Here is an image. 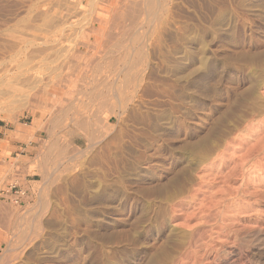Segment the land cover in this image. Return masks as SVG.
I'll return each instance as SVG.
<instances>
[{"label": "rangeland", "instance_id": "rangeland-1", "mask_svg": "<svg viewBox=\"0 0 264 264\" xmlns=\"http://www.w3.org/2000/svg\"><path fill=\"white\" fill-rule=\"evenodd\" d=\"M73 2L0 0V264H264V0Z\"/></svg>", "mask_w": 264, "mask_h": 264}, {"label": "bare ground", "instance_id": "bare-ground-1", "mask_svg": "<svg viewBox=\"0 0 264 264\" xmlns=\"http://www.w3.org/2000/svg\"><path fill=\"white\" fill-rule=\"evenodd\" d=\"M92 1H93V0H92ZM75 2H76V1H75ZM75 2H73V0H71V3L74 4ZM78 2H79V1H78ZM78 2H76V4H77ZM135 2H136V1H135ZM146 2H147V5L152 9V8H153V2H152V0H146ZM137 4H138V3H137ZM137 4H136V5H137ZM139 4H140V3H139ZM77 5H78V4H77ZM133 5H134V4H133ZM80 6H81V5H80ZM73 7H74V6H73ZM78 7H79V6H78ZM81 7H82V6H81ZM158 8H159V7H158ZM128 9H129V8H128ZM135 9H136V8H135ZM68 10L70 11L71 9H68ZM149 11H151V10H149ZM149 11H148V12H149ZM124 12H125V11H124ZM138 12H139V11H138ZM125 13H126V12H125ZM152 13H153V12H152ZM156 13H157V12H156ZM118 14H119V13H118ZM127 14H128V13H127ZM125 16H126V15H125ZM139 17H140V16H139ZM50 25H51V24H50ZM47 26H49V25H47ZM52 26H53V27H48L46 31H52V30H55V29H56V28L54 27V25H52ZM44 27H45V26H44ZM45 28H46V27H45ZM44 30H45V29H44ZM97 30H98V29H97ZM59 31L64 32L65 30H64V31H63V30H59ZM92 31H93V30H92ZM94 31H95V30H94ZM91 34H92V33H91ZM83 39H84V38H83ZM51 43H52V42H51ZM56 45H57V44H56ZM57 46H58V45H57ZM53 47H55V46H53ZM47 49H48V48H47ZM63 50H65V49H63ZM142 50H143V49H142ZM61 51H62V50H61ZM32 53H33V51H32ZM35 53H36V52H35ZM56 53H57V51H56ZM59 53H60V52H59ZM75 54H76V53H75ZM75 54H74V55H75ZM34 55H35V54H34ZM75 56H76V55H75ZM57 57H58V55H57ZM49 58H50V57H49ZM69 58H70V57H69ZM140 58H141V57H140ZM142 58H143V57H142ZM113 60H115V59H113ZM129 60H130V59H129ZM129 60H128V61H129ZM43 61H44V60H43ZM52 61H53V59H52ZM141 61H142V60H141ZM29 62H30V61H29ZM115 62H116V61H115ZM22 65H23V64H22ZM59 65H60V64H59ZM24 66H25V65H24ZM113 66H114V65H113ZM133 66H134V65H133ZM123 67H124V66H123ZM48 68H49V67H48ZM134 68H135V67H134ZM127 69H128V68H127ZM127 69H126V70H127ZM57 70H58V69H57ZM136 71H137V70H136ZM128 72H129V71H128ZM51 73H52V72H51ZM53 73H54V72H53ZM23 82H24V81H23ZM21 83H22V82H21ZM57 83H58V82H57ZM57 83H56V85H58ZM21 85H22V84H21ZM59 85H60V84H59ZM82 85H83V84H82ZM99 85H100V84H99ZM99 85H98V86H99ZM59 87H60V86H59ZM81 87H82V86H81ZM124 87H125V86H124ZM78 88H80V87L78 86ZM12 89H13V88H12ZM43 89H44V88H43ZM3 90H5V89H3ZM59 90H60V89H59ZM73 90H74V89H73ZM75 90H76V89H75ZM118 90H119V89H118ZM123 91H124V90H123ZM3 92H4V91H3ZM9 93H10V92H9ZM48 94H49V93H48ZM263 94H264V93H263ZM49 95H50V94H49ZM23 96H24V95H23ZM36 96H37V95H36ZM53 96H54V95H53ZM53 96H52V97H53ZM263 96H264V95H263ZM24 97H25V96H24ZM50 100H51V99H50ZM52 100H54V99H52ZM52 100H51V101H52ZM104 100H105V98H104ZM109 100H110V99H109ZM57 101H58V100H57ZM67 101H68V100H67ZM95 102H96V101H95ZM102 102H103V100H102ZM51 103H52V102H51ZM51 103H50V104H51ZM58 104H59V102H58ZM58 104H57V105H58ZM52 105H54V103H53ZM61 105H62V104H61ZM65 105H66V104H65ZM58 106H59V105H58ZM59 107H60V106H59ZM61 107H62V106H61ZM53 108H54V107H53ZM70 108H71V107H70ZM58 109H59V108H58ZM53 112H54V111H53ZM95 114H96V113H95ZM63 116H64V115H63ZM96 116H97V115H96ZM57 117H58V116H57ZM97 117H100V116H97ZM91 118H92V117H91ZM98 119H99V118H98ZM55 120H56V119H55ZM98 121H99V120H98ZM101 121H102V120H101ZM89 122H90V121H89ZM89 124H91V123H89ZM96 124H97V123H96ZM84 125H85V124H84ZM91 125H92V124H91ZM93 125H94V124H93ZM79 126H80V125H79ZM54 127H55V126H54ZM54 127H53V128H54ZM39 128H40V126H39ZM104 128H105V127H104ZM85 130H86V129H85ZM49 131H50V130H49ZM49 131L47 130V131H46V134H47L48 137H52V135H51L52 132L50 133ZM82 131H83V130H82ZM98 131H99V130H98ZM92 132H93V131H92ZM95 132H96V131H95ZM89 134H90V133H89ZM91 134H92V133H91ZM53 135H54V134H53ZM92 135H93V134H92ZM93 136H94V135H93ZM99 138H100V137H99ZM51 140H52V139H51ZM56 140H57V138H56ZM56 140H55V142H56ZM232 140H233V138H232ZM40 142H41V141H40ZM58 142H59V141H58ZM58 142H57V143H58ZM230 142H231V141H230ZM241 142H242V141H241ZM234 143H235V142H234ZM242 143H243V142H242ZM50 144H51V143H50ZM220 144H221V143H220ZM263 144H264V143H263ZM228 145H229V144H228ZM259 145H260V144H259ZM262 146H263V145H262ZM263 147H264V146H263ZM237 148H238V147H237ZM259 148H260V147H259ZM261 148H262V147H261ZM228 149H229V148H228ZM232 149H233V148H232ZM248 150H249V149H248ZM254 150H255V148H254ZM256 150H257V149H256ZM62 152H63V151H62ZM220 152H221V151H220ZM201 153H202V152H201ZM228 153H229V152H228ZM255 153H256V152H255ZM222 154H223V153H222ZM225 155H226V154H225ZM244 155H245V154H244ZM248 155H250V154H248ZM240 156H241V155H240ZM252 156H255V155H252ZM247 157H249V156H247ZM223 158H224V157H223ZM230 158H231V156H230ZM239 158H240V157H239ZM220 160H222V159H220ZM224 160H226V159L224 158ZM240 160H241V159H240ZM240 160H239V161H240ZM220 162H221V161H220ZM229 162H230V161H229ZM211 163H212V162H211ZM225 163H227V162H225ZM221 164H222V163H221ZM221 164H220V166L222 167ZM214 166H215V165H214ZM217 166H218V165H217ZM218 167H219V166H218ZM221 167H220V168H221ZM242 168H243V167H242ZM241 171H242V170H241ZM237 172H238V171H237ZM234 173H235V172H234ZM17 175H18V174H17ZM232 175H233V174H232ZM241 175H242V174H241ZM20 176H21V175H20ZM1 178H2V177H1ZM21 181H22V180H21ZM12 185H14V184H12ZM16 185H17V184H16ZM10 186H11V185H10ZM8 188H9V187H8ZM225 190H226V189H225ZM225 190H224V191H225ZM211 191H212V190H211ZM232 191H233V190H232ZM185 192H186V191H185ZM212 192H213V191H212ZM222 193H223V192H222ZM229 193H230V192H229ZM235 193H236V192H235ZM2 194H3V195H7V194H5V193H2ZM219 195H220V194H219ZM223 195H224V194H223ZM228 195H229V194H228ZM7 196H8V195H7ZM205 196H206V195H205ZM209 196H210V195H209ZM218 197H219V196H218ZM230 197H231V195H230ZM211 198H212V196H211ZM183 199H184V198H183ZM183 199H182V200H183ZM205 199H206V198H205ZM213 199H215V198H213ZM221 199H223V198H221ZM221 199H220V200H221ZM229 199H230V198H229ZM20 200H21V198H20ZM208 201H209V200H208ZM213 201H214V200H213ZM215 201H216V200H215ZM236 201H237V200H236ZM236 201H235V202H236ZM201 202H202L201 204L204 205V204H203V201H201ZM206 203H207V202H206ZM209 203H210V202H209ZM209 203H208V204H209ZM211 203H213V202H211ZM220 203H221V202H220ZM233 203H234V202H233ZM199 204H200V203H199ZM214 204H215V203H214ZM214 204H213V205H214ZM218 204H219V203H218ZM218 204H217V205H218ZM221 204H222V203H221ZM228 204H229V203H228ZM215 205H216V204H215ZM215 205H214V206H215ZM226 205H227V204H226ZM204 206H205V205H204ZM209 206H211V205L209 204ZM209 206H206V208L209 207ZM7 207H8V206H7ZM220 207H221V206H220ZM211 208H214V207H211ZM211 208H210V209H211ZM230 208H231V207H230ZM199 209H200V207H199ZM199 209H198V210H199ZM204 209H205V208H203L202 210H204ZM210 209H209V210H210ZM217 209H218V208H217ZM8 210H9V209H8ZM211 210H212V209H211ZM214 210H215V209H214ZM3 211H4V210H3ZM204 211H205V210H204ZM204 211H203V212H204ZM208 212H209V211H208ZM217 212H218V211H217ZM219 212H220V211H219ZM226 212H227V211H226ZM205 213H206V212H205ZM202 214H203V213H202ZM206 214H207V213H206ZM213 214H214V212H213ZM213 214L210 216V217L213 216L212 219H214V215H213ZM215 214H216V213H215ZM224 214H225V213H224ZM5 216H6V215H5ZM206 216H207V215H206ZM3 217H4V216H3ZM203 218H204V216H203ZM208 218H209V217H208ZM204 219H206V217H205ZM210 219H211V218H210ZM5 220H6V219H5ZM208 220H209V219H208ZM6 222H7V221H6ZM206 222H207V221H206ZM3 223H5V222H3ZM220 224H221V223H220ZM4 225H5V224H4ZM221 227H222V226H221ZM200 231H201V230H200ZM202 232H203V231H202ZM195 234H196V233H195ZM199 234H200V233H199ZM207 234H208V233H207ZM218 238H219V237H218ZM26 241H27V240H26ZM16 242H18V241H16ZM185 243H186V242H185ZM196 246H197V245H196ZM206 246H207V245H206ZM182 249H183V248H182ZM202 250H203V249H202ZM210 250H211V249H210ZM203 253H204V252H203ZM188 255H189V254H188ZM183 256H184V255H183ZM203 256H204V255H203ZM179 261H180V260H179ZM209 264H210V263H209Z\"/></svg>", "mask_w": 264, "mask_h": 264}, {"label": "built area", "instance_id": "built-area-1", "mask_svg": "<svg viewBox=\"0 0 264 264\" xmlns=\"http://www.w3.org/2000/svg\"><path fill=\"white\" fill-rule=\"evenodd\" d=\"M2 193L11 195L14 202L19 203L20 198L26 194V190H23V188L18 187V185L14 184V185L9 186V188L5 192H2Z\"/></svg>", "mask_w": 264, "mask_h": 264}, {"label": "crops", "instance_id": "crops-1", "mask_svg": "<svg viewBox=\"0 0 264 264\" xmlns=\"http://www.w3.org/2000/svg\"><path fill=\"white\" fill-rule=\"evenodd\" d=\"M20 166H21V168H22L23 170L28 169V167L26 166L25 163L20 164ZM23 185L26 186L28 189H31L33 184H32V181H30V180H28V179L26 178L25 181H24V183H23ZM26 197H27V194H25L24 196H22V197H21V200L19 201V204H20L21 202H23L24 199H25Z\"/></svg>", "mask_w": 264, "mask_h": 264}]
</instances>
